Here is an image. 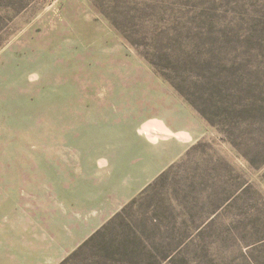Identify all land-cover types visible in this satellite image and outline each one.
Returning <instances> with one entry per match:
<instances>
[{"label":"rangeland","instance_id":"rangeland-1","mask_svg":"<svg viewBox=\"0 0 264 264\" xmlns=\"http://www.w3.org/2000/svg\"><path fill=\"white\" fill-rule=\"evenodd\" d=\"M0 168L56 216L119 198L144 262L264 264V0H0Z\"/></svg>","mask_w":264,"mask_h":264},{"label":"crops","instance_id":"crops-1","mask_svg":"<svg viewBox=\"0 0 264 264\" xmlns=\"http://www.w3.org/2000/svg\"><path fill=\"white\" fill-rule=\"evenodd\" d=\"M154 129L157 133L153 136H160L161 132ZM178 137L182 143L172 139L154 144L155 148L165 156L183 154L188 140ZM147 168L152 170L151 162L144 165L143 169ZM4 175L7 173L0 168V176ZM12 187L7 179L0 178V264H62L121 209L117 198L104 205H90L73 216L70 207L64 206L56 216L51 209L21 204L20 197L11 193ZM41 215L47 217L41 219Z\"/></svg>","mask_w":264,"mask_h":264},{"label":"trees","instance_id":"trees-1","mask_svg":"<svg viewBox=\"0 0 264 264\" xmlns=\"http://www.w3.org/2000/svg\"><path fill=\"white\" fill-rule=\"evenodd\" d=\"M205 118L207 117L205 116ZM207 120L211 124H213L210 119L207 118ZM167 173L168 172L163 173L157 180L153 182V184L149 185L147 189L153 188L154 186H156V184H158L159 181L164 180L163 178ZM147 189L144 190V192L147 191ZM134 200H132L130 203L132 204ZM126 206L121 210L122 212L120 211L116 215H114L102 228H100L89 239H87L62 264H66L70 259L77 256L78 251L94 242H96V246L99 248L98 254H102L103 258L105 259L104 264H107V262H110L111 264H164V262H166L168 259H172L171 253H163L159 254L158 256L151 253L147 256V261L144 262L140 258L141 255L139 252V246L142 244L141 239L138 238L137 233H135V231L133 229H130L129 227H127L129 235L127 234V236L122 241H116L115 238L110 242L106 241L105 231L110 227L111 224L116 221L117 218L123 216L122 214L125 213L126 208H128ZM122 224L125 225L124 223ZM133 235L134 237H132ZM186 242L187 239L182 243V245H185ZM187 247H190V243Z\"/></svg>","mask_w":264,"mask_h":264},{"label":"bare ground","instance_id":"bare-ground-1","mask_svg":"<svg viewBox=\"0 0 264 264\" xmlns=\"http://www.w3.org/2000/svg\"><path fill=\"white\" fill-rule=\"evenodd\" d=\"M144 131H146L148 133V135H150V136L156 135V133H157L155 131L154 127H152V126L145 127Z\"/></svg>","mask_w":264,"mask_h":264}]
</instances>
